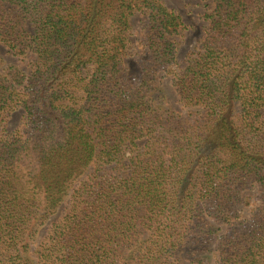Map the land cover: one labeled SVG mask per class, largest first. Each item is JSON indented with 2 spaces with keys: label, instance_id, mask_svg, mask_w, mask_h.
<instances>
[{
  "label": "trees",
  "instance_id": "16d2710c",
  "mask_svg": "<svg viewBox=\"0 0 264 264\" xmlns=\"http://www.w3.org/2000/svg\"><path fill=\"white\" fill-rule=\"evenodd\" d=\"M203 1L177 73L184 25L158 0H0V44L33 56L0 73V129L25 119L0 138V264H264V0ZM166 75L186 113L163 107Z\"/></svg>",
  "mask_w": 264,
  "mask_h": 264
},
{
  "label": "rangeland",
  "instance_id": "374dc122",
  "mask_svg": "<svg viewBox=\"0 0 264 264\" xmlns=\"http://www.w3.org/2000/svg\"><path fill=\"white\" fill-rule=\"evenodd\" d=\"M169 10L175 12L181 17L183 22V30L176 37L178 44L177 65L174 69L180 73L187 65L190 59H193L200 52V44L205 39L209 29V22L206 20L205 15L210 10L206 7V1L203 0H158ZM208 3V2H207ZM144 17L140 14L132 18L131 30V50L125 59V65L128 70L130 80L133 82L140 76L141 61L147 58V48L142 43L143 32L141 23ZM33 56L18 58L10 53L9 49L0 44V73H4L10 66L17 67L25 72L27 75L32 72ZM92 72V68L84 72L88 75ZM173 75H166L161 78L157 84L158 88L164 95V108H170L177 112L186 113L187 108L180 103L176 89L173 84ZM24 114L22 111H15L9 114L0 129V138L6 132H13L19 129L24 123ZM251 199V205L241 211V216L248 219L251 216L252 210L259 204V191L252 189L247 192ZM226 226H221L219 234H223ZM46 234L45 229L41 231L37 243L41 241L42 237ZM205 264H218L217 254L212 253L208 256Z\"/></svg>",
  "mask_w": 264,
  "mask_h": 264
}]
</instances>
